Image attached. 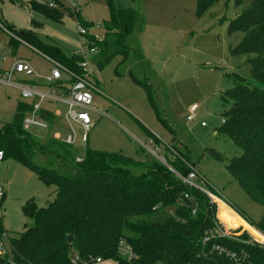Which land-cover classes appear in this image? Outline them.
<instances>
[{
  "label": "trees",
  "instance_id": "obj_1",
  "mask_svg": "<svg viewBox=\"0 0 264 264\" xmlns=\"http://www.w3.org/2000/svg\"><path fill=\"white\" fill-rule=\"evenodd\" d=\"M105 1L109 18L99 41L88 34L92 23L68 12L86 29L88 42L98 47L103 58L100 64L116 54L122 60L127 57L124 38L139 18L132 7ZM29 6L61 22L63 11L38 0H30ZM235 30L243 35L230 53H253L250 78L233 73L232 86L221 91L222 100L231 103L222 111L216 129L242 149L240 155L227 159L229 174L246 195L264 207V0H252L230 22L229 31ZM12 31L38 52L77 70L79 55H64L59 46L41 42L33 30ZM30 109L29 102L18 101L11 122L0 129L2 158L16 160L43 183L53 184L55 195L43 207L32 200L26 202L22 210L31 222L17 237L7 236L8 249L2 242L6 231L0 215V264H72L74 257L87 264H95L96 258L111 259L116 264H264V248L256 243L217 236L204 240L216 221L215 205L171 170L186 176L189 165L195 167L186 151L166 147L173 154L166 160L170 168L153 159L144 165L143 172L134 174L131 168L141 162L119 152L85 148L79 154L75 147L55 137L42 141L31 135L22 125ZM40 117L49 125L54 120L44 109ZM211 152L222 159L219 153ZM37 156L46 157L48 164L36 163ZM77 156L80 161H76ZM237 210L264 233V213L259 221H253ZM217 215L227 227L234 223L236 227V221L222 207ZM68 235L72 237L70 242ZM238 238L246 240L248 236L242 233ZM121 242L130 247L132 258L120 254ZM214 245L235 256L218 252Z\"/></svg>",
  "mask_w": 264,
  "mask_h": 264
},
{
  "label": "rangeland",
  "instance_id": "obj_2",
  "mask_svg": "<svg viewBox=\"0 0 264 264\" xmlns=\"http://www.w3.org/2000/svg\"><path fill=\"white\" fill-rule=\"evenodd\" d=\"M28 1L19 0L17 4V0H0V22L5 28L20 31L33 19L41 24L37 34L41 42L58 45L66 56L80 49L81 36L74 18L64 12L61 22L54 21L30 11ZM113 1L132 7L139 18L124 38L127 49L124 60L116 54L97 65L98 54L86 55V67L98 80L93 105L103 113L90 112L92 126L87 142H79L82 130L78 124L72 122L69 128L62 122L67 106L61 102L43 103L44 107L59 112V126L31 125L27 132L40 139H52L56 134L63 138L73 131L77 153L81 154L85 148L119 152L141 162L131 168L134 174L143 172L144 165L153 159L173 158L166 149L171 145L177 151L187 152L197 172L194 179L197 186L216 192L251 220L259 221L264 207L246 195L226 169L227 159L240 155L242 149L216 129L222 111L231 103L222 100L221 91L232 86L233 73L250 78L249 60L253 53H230L243 33L240 30L231 33L229 24L252 0ZM78 16L92 23L89 35L102 39L103 24L109 18L105 0H84ZM8 32L0 29V46L14 51L0 60V68L7 70L11 62L25 59L37 74L47 75L52 63L20 42L10 44ZM18 101L24 100L16 88L0 84V129L11 122ZM192 104L197 105L196 117L188 121L186 116ZM149 137L156 138V144L149 142ZM211 150L222 159L215 158ZM35 162L48 164L44 156H37ZM0 188L4 191L0 215L6 231L2 242L8 249L7 236L17 237L24 225L31 222L22 207L30 200L39 207L46 206L54 198L55 186L43 183L16 160L4 157L0 161ZM95 264L116 263L108 259Z\"/></svg>",
  "mask_w": 264,
  "mask_h": 264
},
{
  "label": "built area",
  "instance_id": "obj_3",
  "mask_svg": "<svg viewBox=\"0 0 264 264\" xmlns=\"http://www.w3.org/2000/svg\"><path fill=\"white\" fill-rule=\"evenodd\" d=\"M42 1V0H41ZM48 7L53 9L65 10L67 13L71 12L74 15L79 13L80 6L84 0H47L43 1ZM76 27L78 33L81 36V47L78 51L73 54L79 55L81 60L78 62L77 70L70 69L65 65L50 59L49 57L43 55L48 61L52 63V69L47 75L37 74L32 66L25 60H17L13 62L7 70H0V84L5 86H14L18 89L21 99L31 104V109L25 114L22 120V125L25 129H28L31 125L38 126L40 128H47L49 126L48 122L40 117V111L45 110L43 106L44 102H61L66 104L65 118L69 122V128H71V123L74 122L78 124L82 130L80 134L79 142L85 144L87 142V135L90 127L92 126V118L90 112L102 115V111L96 109L93 105V93L97 92V87L93 82V77L90 75V70L87 69L86 55L90 52L99 53V49L96 45H91L84 34L87 32L86 29L77 20ZM1 31L8 32L5 27L0 23ZM9 33V32H8ZM13 36L11 33H9ZM14 37V36H13ZM16 38V37H14ZM96 41H99V37L93 36ZM22 42V41H21ZM8 53L0 49V58L4 57ZM15 74H20L25 78H31L32 82L29 84L22 83L21 80H13ZM39 86L51 87L52 90L39 89ZM197 105L192 104L188 108V115L186 119L188 121L193 120L196 117ZM200 125H204L201 121ZM56 139L62 142L72 145L75 147L76 144V134L73 131L65 135V137L60 138L59 134L55 135ZM172 151V150H171ZM2 159V152L0 151V161ZM81 157L77 156L76 161H80ZM163 161V162H162ZM161 163L169 166L166 159L162 157ZM175 172L176 176L181 179V181L191 187H195L203 192L209 199L210 203L215 205V218L216 221L214 225L207 231L204 240L209 239L212 236L217 237H227L236 240H243L246 243H256L264 248V233L260 231L257 227L252 225L245 217H243L228 201L221 198L216 192L199 187L194 182L197 177V172L195 167L189 165V171L186 176H182L180 173ZM4 196V191L0 188V199ZM185 196H187L185 194ZM235 213L242 221L236 227H227L218 217V209L223 205ZM220 206V207H219ZM242 233L247 234L248 238L241 239L238 238ZM218 252H225L230 257H234L233 253L226 251L223 247L218 245L213 246ZM120 254L127 259L133 257V253L129 246L121 242L119 247ZM77 257L72 259V264H87L81 261ZM101 262L99 258L95 259V263ZM240 264V262H237Z\"/></svg>",
  "mask_w": 264,
  "mask_h": 264
},
{
  "label": "crops",
  "instance_id": "obj_4",
  "mask_svg": "<svg viewBox=\"0 0 264 264\" xmlns=\"http://www.w3.org/2000/svg\"><path fill=\"white\" fill-rule=\"evenodd\" d=\"M39 2H41V3H44L43 1H41V0H38ZM18 2H19V0H17V4H18ZM29 3H30V0L28 1V8L30 9V11H33L31 8H30V6H29ZM61 11H63V14H64V12H66L65 10H61ZM44 16V15H43ZM32 22H34V24L32 23ZM1 23V22H0ZM2 24V23H1ZM4 27V26H3ZM7 28V29H6ZM5 29L7 30V31H9V33H11V34H14L15 36H17V34L15 33V32H13L12 31V29H14V28H9V27H6ZM41 28V24L39 23V22H37V21H35V20H33V19H31L30 21H29V26L27 27V28H25V29H23V30H33V31H35L37 34H38V29H40ZM16 30V29H15ZM23 30H20V32L21 31H23ZM17 31H19V30H17ZM10 35V34H9ZM13 35V36H14ZM13 36H9L10 38H9V42H10V44H12V45H15V44H17V42H20V43H22L23 45H25V46H27V47H29V48H32L33 50H35L30 44H28L27 42H25L24 40H21L18 36L16 37V38H14ZM11 40H14L16 43H12L11 42ZM22 41V42H21ZM2 42V41H1ZM58 46V45H57ZM0 49L1 50H3V51H5V52H7L8 54L4 57V59L5 58H7V57H9L10 55H11V53L14 51L13 49H8V48H2L1 46H0ZM35 51H37V50H35ZM38 52V51H37ZM42 57H43V55H45V54H42V53H40V52H38ZM45 56H47V55H45ZM47 57H49V56H47ZM45 58V57H44ZM50 59H53L52 57H49ZM4 59H2V58H0V60H4ZM46 59V58H45ZM95 59H97L96 60V64L97 65H100V61L103 59L101 56H99V54L97 55V57L95 58ZM20 60H25V59H20ZM47 60V59H46ZM53 60H55V59H53ZM17 61V60H16ZM26 61V60H25ZM56 61V60H55ZM13 62H15V61H13ZM13 62H11L10 64H9V67H10V65L13 63ZM50 62V61H49ZM58 62V61H57ZM60 63V62H59ZM8 67V68H9ZM0 70H5V69H1L0 68ZM50 72V71H49ZM17 75V76H16ZM14 79H15V81H17V80H21L22 81V83H25V84H29V83H31L32 82V79L31 78H25V77H23L22 75H20V74H15L14 75ZM93 82H94V84H95V86L97 87V89H98V86H97V82H98V80L95 78V77H93ZM11 87H14V86H11ZM41 89H43V88H47V87H45V86H39ZM14 88H16V87H14ZM17 89V88H16ZM18 90V89H17ZM18 93H19V91H18ZM26 102V101H25ZM52 103V102H51ZM45 110L46 111H48V112H50V113H52V115H53V117H54V120H53V122L51 123V125H53V126H59L60 124H59V112H57V111H54V110H52V109H49V108H47V107H45ZM100 111V110H99ZM62 122L64 123V125L65 126H69V122L67 121V119L65 118V115H64V119H62ZM24 128V127H23ZM38 138V137H37ZM38 139H40V138H38ZM46 139H48V138H42V139H40V140H42V141H45ZM149 142H151V143H153V144H156V141L155 140H153V139H151V137H149ZM169 146H171V145H167L166 147L169 149ZM170 150V149H169ZM220 207V206H219ZM219 210V209H218Z\"/></svg>",
  "mask_w": 264,
  "mask_h": 264
},
{
  "label": "bare ground",
  "instance_id": "obj_5",
  "mask_svg": "<svg viewBox=\"0 0 264 264\" xmlns=\"http://www.w3.org/2000/svg\"><path fill=\"white\" fill-rule=\"evenodd\" d=\"M223 205V204H222ZM222 208L227 212V214L229 215V217L235 222L236 221V226H238L240 224V222L243 223V221L235 214L233 213L230 209H228L226 206H222ZM235 225V223H234ZM234 225H229L228 227H233Z\"/></svg>",
  "mask_w": 264,
  "mask_h": 264
},
{
  "label": "water",
  "instance_id": "obj_6",
  "mask_svg": "<svg viewBox=\"0 0 264 264\" xmlns=\"http://www.w3.org/2000/svg\"><path fill=\"white\" fill-rule=\"evenodd\" d=\"M72 237L70 235L67 236V241H71Z\"/></svg>",
  "mask_w": 264,
  "mask_h": 264
}]
</instances>
